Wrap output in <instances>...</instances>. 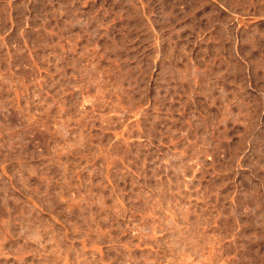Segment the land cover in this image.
<instances>
[{"label": "rangeland", "instance_id": "1", "mask_svg": "<svg viewBox=\"0 0 264 264\" xmlns=\"http://www.w3.org/2000/svg\"><path fill=\"white\" fill-rule=\"evenodd\" d=\"M0 264H264V0H0Z\"/></svg>", "mask_w": 264, "mask_h": 264}]
</instances>
